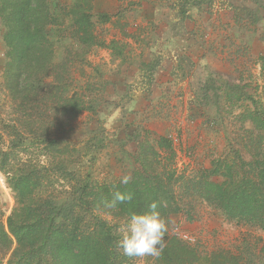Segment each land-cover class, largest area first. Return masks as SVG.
<instances>
[{"label":"rangeland","instance_id":"374dc122","mask_svg":"<svg viewBox=\"0 0 264 264\" xmlns=\"http://www.w3.org/2000/svg\"><path fill=\"white\" fill-rule=\"evenodd\" d=\"M70 1L51 2L61 19L60 9ZM92 4L96 15L111 17L106 23L96 20L103 46L79 45L68 20L49 33L61 69L65 63L72 67L73 88L84 87L92 107L56 129L58 137L71 145L70 170L90 171L98 182L121 180L137 165L140 146L161 136L174 143L180 184L196 179L214 160L234 151L250 160L256 132L242 116L251 101L230 97L226 84L240 85L264 104L260 63L264 0H92ZM12 112L2 82L0 128L11 120ZM180 184L175 190L183 212L171 217L164 237L175 239L174 227L193 235L198 264H209L208 257L223 253L236 255L240 264H264L263 231L226 220L194 192L182 191ZM14 207L15 194L0 171L1 224L6 225ZM104 217L117 221L120 228L127 222L110 214ZM8 257L0 248V262L7 264ZM160 258L133 259L132 264H161Z\"/></svg>","mask_w":264,"mask_h":264},{"label":"trees","instance_id":"16d2710c","mask_svg":"<svg viewBox=\"0 0 264 264\" xmlns=\"http://www.w3.org/2000/svg\"><path fill=\"white\" fill-rule=\"evenodd\" d=\"M52 1L0 0L7 59L3 83L13 109L11 120L0 128V171L15 194L6 225L0 223V248L9 256L7 264H132L117 247L119 223L104 216L127 220L131 212H146L152 201L159 202L158 211L167 221L181 214L176 149L166 136L155 138L154 144L144 142L127 185L98 182L90 171L70 170L71 145L56 129L92 107L84 87L73 88L72 67L65 63L61 69L50 29L68 20L79 45L100 47L96 20L106 23L111 17L96 15L92 0H71L60 9L61 19ZM260 63L264 71V56ZM226 85L230 97L251 101L242 116L256 132L250 160L234 151L214 160L196 179L183 180L179 188L194 192L226 220L264 232V104L240 85ZM117 188L131 193L133 200L111 206ZM164 243L161 264L199 263L193 246L177 238L164 237ZM206 262L240 264L230 253L211 255Z\"/></svg>","mask_w":264,"mask_h":264},{"label":"clouds","instance_id":"9594fccd","mask_svg":"<svg viewBox=\"0 0 264 264\" xmlns=\"http://www.w3.org/2000/svg\"><path fill=\"white\" fill-rule=\"evenodd\" d=\"M131 180L130 174L124 175L120 183L127 185ZM111 195L113 207L133 200L131 193L121 192L118 188ZM160 206L159 202L152 201L148 203L146 212H131L127 222L118 229L121 235L117 247L124 256L137 261H145L148 257L153 261L160 258L165 248L164 236L169 231L170 223L158 211Z\"/></svg>","mask_w":264,"mask_h":264},{"label":"built area","instance_id":"2783aa9c","mask_svg":"<svg viewBox=\"0 0 264 264\" xmlns=\"http://www.w3.org/2000/svg\"><path fill=\"white\" fill-rule=\"evenodd\" d=\"M173 236L184 243L193 246L195 244V237L180 227L172 229Z\"/></svg>","mask_w":264,"mask_h":264},{"label":"crops","instance_id":"0c3cea01","mask_svg":"<svg viewBox=\"0 0 264 264\" xmlns=\"http://www.w3.org/2000/svg\"><path fill=\"white\" fill-rule=\"evenodd\" d=\"M4 30L0 31V89H1V85L3 82V72H4V68L7 62L6 56H5V46L2 40V36H3Z\"/></svg>","mask_w":264,"mask_h":264}]
</instances>
